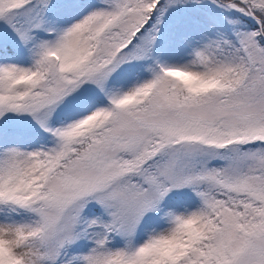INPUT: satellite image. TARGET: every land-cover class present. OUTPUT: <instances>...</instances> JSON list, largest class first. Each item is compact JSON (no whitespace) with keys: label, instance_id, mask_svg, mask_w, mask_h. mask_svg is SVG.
I'll return each instance as SVG.
<instances>
[{"label":"snow or ice","instance_id":"obj_1","mask_svg":"<svg viewBox=\"0 0 264 264\" xmlns=\"http://www.w3.org/2000/svg\"><path fill=\"white\" fill-rule=\"evenodd\" d=\"M0 264H264V0H0Z\"/></svg>","mask_w":264,"mask_h":264}]
</instances>
